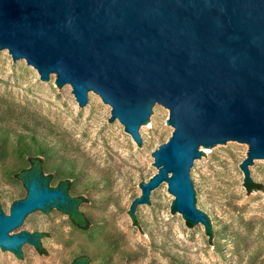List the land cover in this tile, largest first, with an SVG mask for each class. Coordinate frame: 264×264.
Wrapping results in <instances>:
<instances>
[{
  "label": "water",
  "instance_id": "1",
  "mask_svg": "<svg viewBox=\"0 0 264 264\" xmlns=\"http://www.w3.org/2000/svg\"><path fill=\"white\" fill-rule=\"evenodd\" d=\"M0 50L51 87L58 77L86 112L99 95L136 140L158 108L170 111L174 130L145 192L169 185L194 224L211 225L198 184L211 152L239 142L250 146L245 165L264 160V0H0ZM33 183L11 214L0 208L1 253H26L31 237L16 233L67 202L64 190Z\"/></svg>",
  "mask_w": 264,
  "mask_h": 264
},
{
  "label": "rangeland",
  "instance_id": "2",
  "mask_svg": "<svg viewBox=\"0 0 264 264\" xmlns=\"http://www.w3.org/2000/svg\"><path fill=\"white\" fill-rule=\"evenodd\" d=\"M111 110L96 95L86 112L58 77L51 87L26 61L19 65L0 50V133L8 132L0 134V208L11 214L34 184L15 175L27 162L16 144V134H23L34 149L33 137L49 151L46 172L55 178L48 188L58 184L54 166H74L70 194L89 200L80 210L93 221L82 232L57 208L35 216L16 236L45 234L47 254L34 246L22 256L0 252V264H71L82 254L90 264H264V160L245 165L250 146L227 142L198 165L209 236L207 224L189 227L169 185L149 200L145 192L160 171L154 152L174 130L170 111L158 108L156 125L136 140ZM247 182L261 189L250 192Z\"/></svg>",
  "mask_w": 264,
  "mask_h": 264
},
{
  "label": "trees",
  "instance_id": "3",
  "mask_svg": "<svg viewBox=\"0 0 264 264\" xmlns=\"http://www.w3.org/2000/svg\"><path fill=\"white\" fill-rule=\"evenodd\" d=\"M2 129V128H1ZM1 137H8V132L1 130ZM16 144L20 156L26 158V166H23L20 171L15 173L18 179L26 183L32 178H37L44 186L51 187L54 181V175L52 173L47 174L44 158L49 156V151L44 148L40 142L33 137L32 141L37 145L38 150L42 153L37 155L36 149L27 141V137L23 134H16ZM54 171L57 173L58 184L56 189L64 190L67 196V202L65 204H58L51 208H57L62 214L66 215L70 224L75 229L87 232L93 225L92 219L84 212L80 210L82 204L87 203L89 200L83 196H71L70 192L73 188L74 166L71 164L69 167L64 168L62 165L54 166ZM246 187L250 192L254 190H260V185L255 182H247ZM175 210V209H174ZM133 216V212H131ZM134 217V216H133ZM189 227H193L192 221H187ZM207 233L209 236H213V230L210 223L207 225ZM46 237L45 234H35L31 236V243L34 248L41 255H46L47 250L43 247L41 239ZM91 257L87 254L76 256L71 264H90Z\"/></svg>",
  "mask_w": 264,
  "mask_h": 264
},
{
  "label": "flooded vegetation",
  "instance_id": "4",
  "mask_svg": "<svg viewBox=\"0 0 264 264\" xmlns=\"http://www.w3.org/2000/svg\"><path fill=\"white\" fill-rule=\"evenodd\" d=\"M41 183V182H40ZM42 184V183H41Z\"/></svg>",
  "mask_w": 264,
  "mask_h": 264
}]
</instances>
